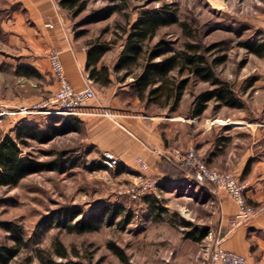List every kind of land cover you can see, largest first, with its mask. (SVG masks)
Instances as JSON below:
<instances>
[{"label":"rangeland","instance_id":"1","mask_svg":"<svg viewBox=\"0 0 264 264\" xmlns=\"http://www.w3.org/2000/svg\"><path fill=\"white\" fill-rule=\"evenodd\" d=\"M82 1L87 8L77 18L62 10L69 17L74 36L80 34L76 39L81 45L108 46L104 63L110 69L126 45V29L140 18L143 10L162 9L176 14L178 24L160 30L151 45L163 39L171 44L173 53H183L187 43L200 45L202 50L211 49L206 53L209 63L214 65L215 61L224 60L214 67L217 78L229 84L236 99L244 105L242 109H235L211 102L202 115L204 123L221 127L224 122L216 120L231 118L245 125L247 115L260 117L259 122L264 126V57L252 54L248 47V44L264 45V0ZM16 11H21L17 0H0V24ZM20 49L19 44L11 42L10 36L0 32V109L7 110V115H0V141L7 136L14 137L15 129L23 124L46 127L52 124L51 118L57 117L42 109L58 91L56 77L49 71L42 72L40 78L20 76L19 68L26 62ZM113 74L118 82L119 76ZM187 77L188 73L181 79ZM132 81L128 78L124 83L118 82L129 87L127 98H134ZM217 88L192 80L182 99L183 107L180 105V110L172 113L146 102L139 106H145L153 114L184 113L189 117L194 98ZM61 152L67 153L64 159L78 162L76 167L33 174L15 188H0V223L9 222L19 227L25 240L20 255L11 264H41L39 250L44 256H56L57 243L68 250L67 261L84 264H125L113 247L121 248L131 264H210L221 223L218 203L214 201L216 195L212 192L215 186L193 182L156 186L138 200L128 191L140 178L132 173L119 174V166L108 171L98 170L100 157L93 148L84 147L82 135L71 131L43 145L31 142L24 149L25 155L31 154L40 162L55 160ZM146 197L166 208L160 220L151 214ZM109 205L124 207L127 213L133 214L132 221L124 224L119 219L114 225H104L89 234L70 233L64 226H42L46 217L59 210L77 209L88 217L92 213L99 214ZM188 224L190 227L186 226ZM206 230L209 235L202 241L188 238L191 231L199 235ZM3 245L14 246L15 242L0 228V247Z\"/></svg>","mask_w":264,"mask_h":264},{"label":"crops","instance_id":"2","mask_svg":"<svg viewBox=\"0 0 264 264\" xmlns=\"http://www.w3.org/2000/svg\"><path fill=\"white\" fill-rule=\"evenodd\" d=\"M17 3L21 11L1 23L0 28L21 48L26 62L19 68L20 76L40 78L42 72H51L48 54L57 47L62 51L65 74L72 87L77 91H84L89 85L95 88L97 98L88 102L83 113L77 116L82 124L81 130L75 133L82 135L84 147L98 153L100 165L102 156L109 153L119 160V174L146 176L158 187L191 184V179L167 166V162L173 165L177 162L166 156L173 151L185 153L194 147L209 168L233 174L245 186L246 200L257 210L252 219L232 230L230 223L237 216L238 206L225 191L214 187L212 192L216 195L214 201L218 203L221 220L216 237L221 247L247 258L249 264H264V126L259 122L261 118L246 115L245 125L230 118L221 120L224 122L221 127H211L213 124L207 125L202 116L193 117L191 112L189 117L184 113H150L145 106H139L141 101L133 91L134 98H127L129 87L115 81L113 68L104 63L105 56L99 67L110 69L111 84L93 83L88 74L89 48L78 42L70 29L69 17L57 0H17ZM137 158L148 164L147 171L141 170Z\"/></svg>","mask_w":264,"mask_h":264},{"label":"trees","instance_id":"3","mask_svg":"<svg viewBox=\"0 0 264 264\" xmlns=\"http://www.w3.org/2000/svg\"><path fill=\"white\" fill-rule=\"evenodd\" d=\"M59 2L61 8L69 11L75 18L79 17L87 8V4L81 0H59ZM178 22L176 14L168 13L162 9L143 10L140 13V18L125 31L126 45L112 70L119 76L117 80L124 83L128 78H132L130 87L141 102L169 109L170 113L180 107L188 84L192 80L206 82L214 87L218 86L215 91H204L194 98L191 110L193 117H201L209 108V104L215 101L228 108H244L243 103L236 99L230 85L217 78L214 67L224 60H217L214 65L209 63L206 53L211 49L202 50L200 45L187 43L183 53H173L170 49L171 44L163 39H159L156 45H151L160 30L176 25ZM79 37H81L80 34H77L76 38L79 39ZM88 45L90 79L98 85L109 86L112 75L110 69L107 66L99 67V63L108 52V46L101 43H89ZM248 47L252 54L264 57V45L248 44ZM186 73H188V77L181 79ZM24 75L30 74L24 72ZM51 121L52 124L46 127L29 123L23 124L15 129L14 137L7 136L0 141V188H15L33 174L58 171L67 166L76 167L78 162L64 159L67 155L65 152L59 153L55 160L49 162H40L31 154H24V149L28 148L31 142L43 145L53 141L59 135L81 130L82 123L74 115L57 116L51 118ZM167 166L172 167L180 176L184 177L189 174V169L183 165H173L167 162ZM103 168H105L103 165H99L97 169L102 170ZM192 182L198 184L195 181ZM145 203L150 204V212L157 220H160L166 212V208L160 207L159 202L151 197H146ZM119 219H122L124 224H129L133 219V214L127 213L125 208L119 205L105 206L99 214L92 213L88 217L84 216L81 210L65 209L46 217L42 226H64L70 233L89 234L100 230L104 225L112 226ZM190 225L186 226L190 227ZM0 228L8 232L15 242L14 246L3 245L0 247V264H11L20 255L21 249L25 245L24 235L19 227H15L9 222L0 223ZM208 235V230L199 235L191 231L188 238L202 241ZM55 249L56 256L53 254L44 256V253L39 250L38 258L41 264H84L80 261H67L68 250L62 243H57ZM113 249L121 261L131 264L121 248L113 247Z\"/></svg>","mask_w":264,"mask_h":264},{"label":"built area","instance_id":"4","mask_svg":"<svg viewBox=\"0 0 264 264\" xmlns=\"http://www.w3.org/2000/svg\"><path fill=\"white\" fill-rule=\"evenodd\" d=\"M49 27L53 28L51 25ZM49 61L51 64V72L56 77L59 87L56 94L42 106V109L45 110L44 113L50 116L81 115L85 105L97 98L95 89L91 85L87 86L84 91H77L72 87L65 74L61 51L58 48L50 52ZM0 115H7V110L1 108ZM166 158L169 160L175 158L177 164L189 169L188 179L198 184H211L217 189L225 191L228 197L235 201L238 206V213L236 218L230 223L232 230L247 223L248 220L256 215L257 210L245 198V186L233 174L217 172L209 168L206 162L199 157L194 147H191L185 153L173 151ZM136 160L143 172L149 169L148 164L143 159L137 158ZM101 164L105 168L115 169L120 163L119 160L113 158L109 153H106L101 158ZM156 186V182L152 178L146 176L140 177V181L128 191V194L133 199L139 200L144 198L151 190L155 189ZM209 259L210 264H249L247 258L224 250L221 247L220 241L217 242V246L213 249Z\"/></svg>","mask_w":264,"mask_h":264},{"label":"bare ground","instance_id":"5","mask_svg":"<svg viewBox=\"0 0 264 264\" xmlns=\"http://www.w3.org/2000/svg\"><path fill=\"white\" fill-rule=\"evenodd\" d=\"M217 122H221V120H216Z\"/></svg>","mask_w":264,"mask_h":264}]
</instances>
